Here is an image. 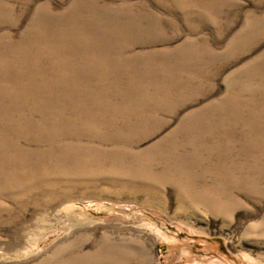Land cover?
I'll list each match as a JSON object with an SVG mask.
<instances>
[{"label": "rangeland", "instance_id": "obj_1", "mask_svg": "<svg viewBox=\"0 0 264 264\" xmlns=\"http://www.w3.org/2000/svg\"><path fill=\"white\" fill-rule=\"evenodd\" d=\"M44 5L79 30L0 27V264H264V0ZM72 139L131 170L51 192Z\"/></svg>", "mask_w": 264, "mask_h": 264}, {"label": "bare ground", "instance_id": "obj_2", "mask_svg": "<svg viewBox=\"0 0 264 264\" xmlns=\"http://www.w3.org/2000/svg\"><path fill=\"white\" fill-rule=\"evenodd\" d=\"M10 4L4 7H0V27L8 26V27H17L21 24V20L23 17L31 16L33 14V18L31 20V27L26 31V39L36 40L41 37V34L38 30V26L40 25H48L52 23L59 24V33H63L66 31V35L72 34V30H79V28L75 25H72L71 17L67 12L52 15V20L48 21L42 16V10L47 8L48 5L41 6L37 8L39 0H28L24 5L21 6L23 9L20 15H17V8L15 6V2L17 0H10ZM63 1V0H61ZM32 9H34L32 11ZM5 34V33H4ZM53 36H55L53 34ZM12 37V36H11ZM11 37L8 39L7 43L10 42ZM64 42V39H62ZM4 79L1 78L0 71V98L1 103L9 106L11 109H16V106L22 108V105L19 104L17 100V96L22 93V89L19 86V78H15V75L3 76ZM87 82L92 84L94 83V78L92 76L87 77ZM68 120H76V119H68ZM92 144H97L98 142H91ZM91 143H84L78 139H72L69 141H63L59 144V146L65 147L72 151L84 152L83 154H68L63 157L62 161L59 162V166L57 169L48 173V177L44 180L43 185L47 187L51 192L57 191L63 180L65 178H71L75 181H90L94 179L108 180L113 178L119 181L123 174L129 172L131 170L130 164L125 162L121 156L115 155L122 152H115L114 149L107 150L106 155H90L86 152H90L92 150H100L101 146L91 145ZM112 143L119 145L120 141H112L105 142L101 141L100 144L102 146ZM60 169V170H59ZM61 170H65V173L61 172ZM36 179H32L33 183L29 187L24 188V192H29L34 188H39V185L35 184ZM143 182L149 185L159 186L154 182L144 179Z\"/></svg>", "mask_w": 264, "mask_h": 264}]
</instances>
